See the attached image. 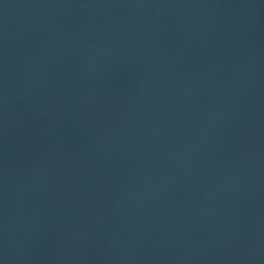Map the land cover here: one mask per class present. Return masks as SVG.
<instances>
[{
  "label": "water",
  "instance_id": "95a60500",
  "mask_svg": "<svg viewBox=\"0 0 264 264\" xmlns=\"http://www.w3.org/2000/svg\"><path fill=\"white\" fill-rule=\"evenodd\" d=\"M0 264H264V0H0Z\"/></svg>",
  "mask_w": 264,
  "mask_h": 264
}]
</instances>
